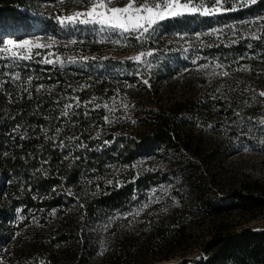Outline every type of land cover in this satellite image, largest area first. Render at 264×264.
I'll return each mask as SVG.
<instances>
[{
    "label": "trees",
    "instance_id": "obj_1",
    "mask_svg": "<svg viewBox=\"0 0 264 264\" xmlns=\"http://www.w3.org/2000/svg\"><path fill=\"white\" fill-rule=\"evenodd\" d=\"M55 1L58 0H0V41H20L37 34L58 40L68 37L57 19L60 11L50 8ZM61 3L67 7L84 5L79 0ZM258 17H264V0L236 11L167 20L165 29L189 25H201L202 30L223 29L222 33L202 35L193 45V54L198 60L223 64V70L229 72L228 88L219 90L206 85L199 96H185L148 109L147 117L139 121L144 129L131 137L121 133L118 123L114 129L104 128L108 126L104 104L117 95L118 83L114 87L107 79L90 75L87 65L73 74L71 69L43 64V49H33L31 58L23 61L14 62L12 55L0 57V244L4 237L13 238L15 231L23 230L30 220L42 223L52 211L59 217L64 213L61 208L75 201L78 189L88 192L86 197L81 195V203L74 202L76 207L70 209L61 232L54 225L49 233H34L20 246L13 238L15 245L0 256V264H55L60 256L50 252L44 259V246L60 247L64 242L76 248L71 253L66 251L69 258L76 257L82 245L86 264L94 245L88 235L80 243V222H94L103 212L122 210L133 197L139 198L140 192L165 180L167 176L154 170L150 161L145 167L137 161L160 148L180 165L194 207L193 211L169 219L144 223L142 227L148 230L141 251L136 252L156 253L158 262L173 264L171 260L190 238L189 228L206 224L208 239L200 246L201 256H182L176 264H264V230L245 226L264 213V181L243 175L240 179H221L218 174L203 173L202 160L212 159L214 148L203 156L199 150L201 139L195 137L210 125L217 137L222 130L216 125L218 120L248 124L252 106L246 99L249 81L240 79L235 70L253 68L252 60L264 63V40L249 38V29L257 34L261 30L242 23ZM230 26L237 31H231ZM229 32L236 36L234 41L229 39ZM10 71L20 73V79L3 75ZM29 78L31 84L27 85ZM38 85L44 87L37 89ZM25 86L28 91H24ZM87 86L94 89L87 92ZM68 103L73 107L68 116H63V105ZM218 144L214 141L213 146ZM111 165L117 170L109 174ZM16 211L21 220H15ZM70 232L76 233L75 239H69ZM34 251H38L36 257Z\"/></svg>",
    "mask_w": 264,
    "mask_h": 264
},
{
    "label": "rangeland",
    "instance_id": "obj_2",
    "mask_svg": "<svg viewBox=\"0 0 264 264\" xmlns=\"http://www.w3.org/2000/svg\"><path fill=\"white\" fill-rule=\"evenodd\" d=\"M128 2L129 0H113L111 6L124 7ZM50 8L60 11L61 17L87 10L85 5L69 4L67 7L60 0L53 2ZM172 18L175 17L161 21L158 31L143 43H138L134 35H129L127 39H124L107 30L101 31L96 25L75 23L64 26L68 37L62 40L55 39V46L51 49H43L46 52L42 56V63L71 69L73 74H78L75 71L85 70L83 67L87 65L86 71L90 75L107 79L109 85L116 86L118 83L117 95L107 103L114 109V112L110 113L106 108L110 122H106L108 126L104 128L106 131L111 129L110 126L114 129L118 123L121 133L131 137L144 129L143 122L139 121L147 117L148 109L168 105L185 96H199L203 93L206 85H214V88L217 86L221 90L227 86L230 79L229 75L227 77L209 75L214 63L201 60V58L198 60L193 54V45L198 41L194 34L212 33L213 29L218 30V27H204L202 30L201 25H197L196 28L189 25L182 28L165 29V22ZM215 34L213 33V35ZM181 35L185 38L181 39ZM104 37H110V39L106 40ZM228 37L234 41L236 36L229 32ZM38 38H43L40 40L43 44L51 43L42 34L25 37L20 41H35ZM117 39L121 43L111 42V40ZM71 40H76L77 43L72 44L69 42ZM3 47L4 45L0 44V48ZM185 49L188 50L185 51ZM144 50L154 52L153 57L145 58L149 61L147 64H138L129 59ZM12 51L19 50L0 51V57L12 55ZM45 57L54 62H43ZM57 57L63 61V66L55 62ZM73 58L76 62H72ZM194 59L198 63L194 64ZM206 62L210 65L209 69L199 70V65ZM250 64L253 65V68H249V70L241 71L240 68L235 70L240 79L245 78L249 81L247 84L250 90L246 94V99L252 106L248 113L246 122L248 124L236 123L233 125L227 124L224 120H218L216 125H220L222 130L218 132L217 137L214 136L216 131L213 127H206L198 133V136H195L201 139L199 150L203 156L214 148V157L207 160L205 158L206 162L203 159L201 163L200 170L207 175L218 174L221 179L224 177L240 179V176L243 175L250 179L264 181V124H261V121L264 120V97L259 96V93L264 91V63L252 60ZM222 70L216 69V72L219 73ZM145 80L148 81V84L144 83ZM93 89L92 86L86 87L87 92ZM76 93L78 94L79 90ZM124 104L128 105L127 109L122 108ZM250 117L251 120H249ZM103 133L106 134L102 131ZM117 134H119L118 130ZM214 141L219 142L216 147L213 146ZM137 161L140 167H145L150 161L153 169L158 171L161 176L166 175L167 178L160 180L149 190L140 192L139 198L137 195L133 197L132 201L122 210L103 212L94 222L86 220L80 222L77 233L78 236H81L80 243H83L84 235H88L89 241L94 245L92 255L86 264H163L156 260L159 254L144 252L145 250L136 252L137 250L141 251V245L148 230L145 228L146 226L142 227L143 224L147 225L153 220H165L175 214L193 211L191 209L194 207L193 196L181 177L180 165H177L171 154L165 153L160 148L153 155L141 156ZM116 170L117 167L111 165L109 174L115 173ZM161 188L165 191H160ZM153 190L159 199L148 204L147 207H142L152 196ZM73 192L74 189L69 193ZM87 194L88 192H81L78 189V196L75 194L74 202L81 203V195L86 197ZM70 196L73 197V195ZM74 202H68L66 205L69 206L62 207L61 210L64 213L59 217L52 211L50 218L44 219L42 223L30 220L29 225H26L23 230L15 231L13 238L16 240V244L19 246L26 244V239H29V236L34 233L40 235L49 233L50 228L54 225L61 232L69 220L70 209L76 207ZM136 209H140L139 214L127 215L130 210L135 212ZM14 218L15 220L22 219H20L18 211L14 213ZM109 218H112V221L106 228L105 225L109 223ZM76 223L78 221L75 219ZM245 226L253 230H264V213L247 222ZM189 235L187 243L179 250V254H176L179 257L172 259L171 263H178L183 259L182 256L192 259L201 256L200 246L208 239L206 224L191 226ZM13 238L7 236L1 239L0 256L15 245ZM75 238L76 233L70 232L69 239ZM44 248L47 250L42 252L44 259L51 254L50 252H53L57 257L60 256L59 261L55 264H83L82 245L79 250L77 248L78 252L74 258H69V255H66V251L71 253L76 249L71 247V243L64 242L60 247L48 248L44 246ZM38 251H34L35 257Z\"/></svg>",
    "mask_w": 264,
    "mask_h": 264
},
{
    "label": "snow or ice",
    "instance_id": "obj_3",
    "mask_svg": "<svg viewBox=\"0 0 264 264\" xmlns=\"http://www.w3.org/2000/svg\"><path fill=\"white\" fill-rule=\"evenodd\" d=\"M63 2V0H61ZM80 3L84 4L87 7L86 11L76 12L71 15H66L63 17H57L58 22L61 26H68L75 23L85 24V25H96L99 26L101 31H109L115 33L118 37H123L127 39L129 35H134L135 40L138 43H143L148 40L153 33L158 31L160 22L171 17L183 16V15H202V16H211L220 14L226 11H236L237 8H243L250 5L258 3V0H129V2L124 7H114L111 6L113 0H79ZM231 3L233 7L226 8L225 5ZM245 24V27L249 25H254L259 28L260 34L249 29V38L264 40V17H258L255 21L242 22ZM230 30L234 33L237 31L235 28L230 26ZM223 32V29H213V33ZM210 33H195V38L200 39L202 35H209ZM181 39L185 37L180 36ZM43 38H38L35 41L33 40H23L15 41L11 38L0 41V44H3L4 47L0 48V51H9L17 49L19 51H12V58L15 62L16 60H28L31 58L33 49H51L56 44V40L53 37H48L47 39L51 43L43 44L40 40ZM104 39H110V37H104ZM72 44L77 43L76 40L69 41ZM112 43H121L119 39L111 40ZM127 46V45H126ZM188 49H185L187 51ZM39 54V53H37ZM154 52L151 50L140 51L138 54L130 57L129 59L134 60L135 62L147 64L149 61L145 59L146 57H153ZM87 59V58H83ZM45 63H53L54 61L49 60L45 57ZM61 66H63V61L56 58V61ZM72 62H76L75 58L72 59ZM193 63H198L197 60H193ZM209 63H204L199 65V70L209 69ZM224 65L216 62L211 66V71L209 75H222L227 77L229 75L228 71L222 70L217 73L216 69H223ZM239 70L245 71L249 70L247 68H240ZM7 75L11 80L20 79V73L16 72H7L3 73ZM145 84H148V81H144ZM31 84V79L27 81V85ZM44 85H38L37 89L43 88ZM28 86L24 87V91H28ZM259 96L264 97V91L259 93ZM95 97L93 101H95ZM114 99V98H113ZM79 103V101H77ZM99 106V105H97ZM73 107L71 103L63 105V116H68L69 110ZM104 107L109 110V112H114V109L108 104H104ZM123 109H127L128 105H122ZM240 113H237L239 116ZM252 118L250 117L249 120ZM104 120L110 122L109 116H105ZM233 123H237L233 121ZM261 124H264V120L261 121ZM213 127V126H209ZM61 143H63L61 141ZM107 143V142H106ZM112 181H109L111 184ZM160 191H165L161 188ZM159 197L156 195L155 190H153L152 196L149 197L148 201L142 205V207H147L148 204L158 200ZM140 209H136L135 212L129 211L127 215H137L139 214ZM125 215V214H121ZM112 218H109V223L105 227H109L111 224Z\"/></svg>",
    "mask_w": 264,
    "mask_h": 264
},
{
    "label": "bare ground",
    "instance_id": "obj_4",
    "mask_svg": "<svg viewBox=\"0 0 264 264\" xmlns=\"http://www.w3.org/2000/svg\"><path fill=\"white\" fill-rule=\"evenodd\" d=\"M7 40V39H6Z\"/></svg>",
    "mask_w": 264,
    "mask_h": 264
}]
</instances>
